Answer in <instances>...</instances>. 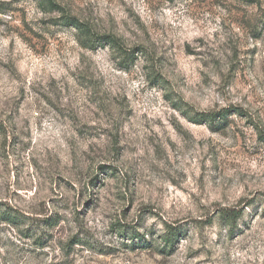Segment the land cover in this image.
I'll use <instances>...</instances> for the list:
<instances>
[{
	"label": "rangeland",
	"instance_id": "obj_1",
	"mask_svg": "<svg viewBox=\"0 0 264 264\" xmlns=\"http://www.w3.org/2000/svg\"><path fill=\"white\" fill-rule=\"evenodd\" d=\"M38 2L0 0V264H264V0H56L121 49Z\"/></svg>",
	"mask_w": 264,
	"mask_h": 264
},
{
	"label": "trees",
	"instance_id": "obj_2",
	"mask_svg": "<svg viewBox=\"0 0 264 264\" xmlns=\"http://www.w3.org/2000/svg\"><path fill=\"white\" fill-rule=\"evenodd\" d=\"M38 1H39L38 2L39 7L44 12L57 13L59 15L58 21L59 23H61L62 26L73 28L77 30L78 32H80L83 38L82 39L83 44L85 46L90 47L91 49H96L97 45L98 47H101L108 43L111 47L121 49L120 42L116 38L112 36H99L98 34L95 33V31L88 24H86L81 19L74 16L69 10H67V8L57 3L56 0H38ZM127 58L130 59V57H127ZM226 112L227 111L223 112V114L221 115L224 116ZM221 115H217V116H221ZM198 117L199 118L203 117L201 118L202 121H206L209 123L216 121V116L214 115L212 116L211 115L210 116L200 115ZM220 213L222 214L223 217H225L227 223L229 222L235 223L241 214L236 211H228V210H222ZM8 219L9 221L16 220V218L11 215L8 216ZM171 230L172 231L168 239V242L173 244L175 242V237L177 236V234L175 233L174 228H171Z\"/></svg>",
	"mask_w": 264,
	"mask_h": 264
}]
</instances>
